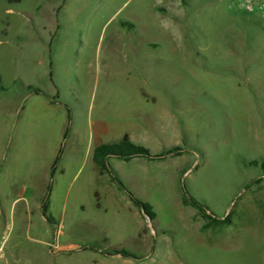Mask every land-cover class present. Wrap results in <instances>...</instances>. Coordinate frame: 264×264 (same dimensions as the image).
Segmentation results:
<instances>
[{
  "label": "rangeland",
  "instance_id": "1",
  "mask_svg": "<svg viewBox=\"0 0 264 264\" xmlns=\"http://www.w3.org/2000/svg\"><path fill=\"white\" fill-rule=\"evenodd\" d=\"M0 75V264H264V19L232 0H0ZM125 132L182 149L108 158L153 220L94 168ZM182 186L230 223L205 227Z\"/></svg>",
  "mask_w": 264,
  "mask_h": 264
},
{
  "label": "trees",
  "instance_id": "2",
  "mask_svg": "<svg viewBox=\"0 0 264 264\" xmlns=\"http://www.w3.org/2000/svg\"><path fill=\"white\" fill-rule=\"evenodd\" d=\"M8 1H19V0H8ZM122 26L132 27L133 24L130 22H121ZM0 83H1V75H0ZM28 89H32L35 93H40V89L36 87H32L31 85L27 86ZM66 106V105H65ZM67 108V106H66ZM67 118L68 122L70 120V111L67 108ZM69 132V124L65 127L62 138L65 139L68 136ZM62 146H60L56 152V155L54 156V159L50 165V176L52 177L57 169V166L59 164V161L61 159L62 155ZM182 149L180 146H173L169 149H166L164 151H161L159 153H151L150 150L140 144H137L133 142L128 133L125 132L122 134L121 138L118 141L114 142H104L96 145L93 150L92 159L94 162V168L97 172V174H107L111 181H113L116 186L123 190L129 200L136 205L142 214H145L149 220H153L156 217V211L153 208V205L146 200H142L138 197H136L130 190L127 189L123 181L120 179L119 175L115 171V169L109 164L108 158L109 157H116L123 160H130L133 157H146L148 159H163L166 156L170 155H179L181 154ZM252 165H257L258 162L256 160L250 161ZM262 172L264 174V164L261 163ZM260 178H257L256 181H260ZM51 188V185H48V189ZM181 195H182V203L184 205H191L195 208H197L202 216L206 219V223L204 224L205 227H209L213 230H217L222 226L228 225L230 223V217L229 214H227L223 218H216L211 213L207 212V207L202 202L198 201L194 196H192L187 189L182 186L181 187ZM95 195H97V191H95ZM97 207H100V203L97 200L96 202ZM40 209L41 214L46 219V221L50 224L55 223V218L52 215L50 211V199H49V193L46 194L42 199L40 203ZM83 250H92V251H98L104 256H112V255H121V256H133L129 251L125 249H106L95 246V245H82L81 247Z\"/></svg>",
  "mask_w": 264,
  "mask_h": 264
},
{
  "label": "built area",
  "instance_id": "3",
  "mask_svg": "<svg viewBox=\"0 0 264 264\" xmlns=\"http://www.w3.org/2000/svg\"><path fill=\"white\" fill-rule=\"evenodd\" d=\"M245 14L255 15L264 19V0H232Z\"/></svg>",
  "mask_w": 264,
  "mask_h": 264
},
{
  "label": "water",
  "instance_id": "4",
  "mask_svg": "<svg viewBox=\"0 0 264 264\" xmlns=\"http://www.w3.org/2000/svg\"><path fill=\"white\" fill-rule=\"evenodd\" d=\"M143 216L145 217V218H148L145 214H143ZM149 227H151V225L149 224ZM119 255V254H118Z\"/></svg>",
  "mask_w": 264,
  "mask_h": 264
}]
</instances>
